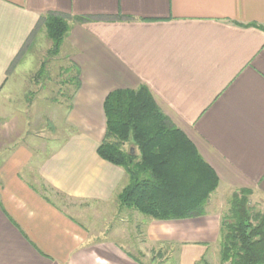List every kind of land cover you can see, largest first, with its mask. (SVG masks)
<instances>
[{"label":"crops","instance_id":"1","mask_svg":"<svg viewBox=\"0 0 264 264\" xmlns=\"http://www.w3.org/2000/svg\"><path fill=\"white\" fill-rule=\"evenodd\" d=\"M49 14L68 25L52 57L73 67L74 94L59 143L32 132L34 166L25 111L0 114V264H166L173 252L197 264L218 251L222 201L264 199V0H0L3 100ZM140 85L218 178L203 215L156 220L116 200L128 175L97 154L103 101Z\"/></svg>","mask_w":264,"mask_h":264},{"label":"trees","instance_id":"2","mask_svg":"<svg viewBox=\"0 0 264 264\" xmlns=\"http://www.w3.org/2000/svg\"><path fill=\"white\" fill-rule=\"evenodd\" d=\"M44 26L52 42L49 53L55 54L67 31V22L49 14ZM45 64L43 61L38 74ZM103 112L105 133L97 154L122 167L128 175L127 184L117 194L119 204L156 220L203 215L218 178L156 105L147 87L110 91L104 98ZM129 141L137 153L122 148ZM248 194L247 189L240 190V194L234 192L220 218L221 264L264 263V210L252 212ZM201 261L206 263L205 259Z\"/></svg>","mask_w":264,"mask_h":264},{"label":"rangeland","instance_id":"3","mask_svg":"<svg viewBox=\"0 0 264 264\" xmlns=\"http://www.w3.org/2000/svg\"><path fill=\"white\" fill-rule=\"evenodd\" d=\"M51 46L52 42L47 37L46 42L41 40L37 44H35L32 47L33 49L29 52V58L24 60V69H20L21 72H19L18 70V75H13V77L10 78V81L15 80V82H17L18 89L8 90V95L6 96L9 98H6L4 96L7 99H4L6 101L3 100V96L0 94V114L2 112L4 113L8 110H11L13 108V105L16 104L18 108L15 109L25 111L26 116L31 122L27 123L28 134L26 135V142H28V147H34V156L33 160L30 162V166H34V164H36L38 160L43 156L42 151H39L40 149L36 148L38 144L42 147V144H40L42 140L40 139L41 141H39V138L36 140L33 133H35L36 135L39 134L41 136L44 133H48V136H51L49 139H47L45 145H43V148L52 147V143H59L60 135H57L56 131L53 130H64V127H62L63 125H61L59 121L61 120V116L65 109L64 104H66V107H68L69 101L73 97L74 91L73 89L71 90V88H73L76 83V77L73 78L72 76L73 67H63L61 65L63 64V60H60V58H53L52 55L54 54L49 53ZM43 61L46 62L45 67L44 69H42V73L38 74ZM2 101L4 103L3 105ZM54 114H57V117L54 118H58L55 122H53L52 117ZM35 116L37 118V121L35 119ZM130 145H133L132 142H126L122 145V148L124 150H127L128 146ZM13 149L16 150L17 148L14 147ZM3 155L4 154L1 152L0 158ZM138 160V157H136L135 161ZM237 193L240 194V191H237ZM230 197L231 194L226 200L222 201L224 209L221 211V216L224 212H226L229 206ZM116 200L117 202H119L117 197ZM57 201L60 200L57 199ZM66 205H68L67 208H70L69 204ZM248 206L251 208L252 212H262L264 210V199L255 198L254 196L248 194ZM132 209L135 210L134 208H130V210ZM103 214L102 219L105 220V218H107V215H110L111 212L110 210L104 211ZM109 227L111 228L110 225ZM93 231L94 232H92L91 235L97 233L95 230ZM166 254H170V252L168 251L166 252ZM176 256L177 253L173 252V254H170L165 260V263L179 264V258H176ZM205 260V264H221L219 261L218 251H215L213 254L210 253L208 257L205 258ZM198 264L204 263L201 261Z\"/></svg>","mask_w":264,"mask_h":264},{"label":"water","instance_id":"4","mask_svg":"<svg viewBox=\"0 0 264 264\" xmlns=\"http://www.w3.org/2000/svg\"><path fill=\"white\" fill-rule=\"evenodd\" d=\"M129 151L133 154V152H134V147H130V148H129Z\"/></svg>","mask_w":264,"mask_h":264}]
</instances>
